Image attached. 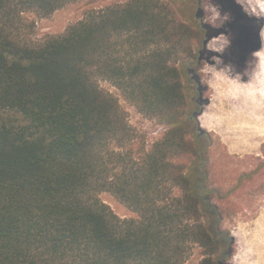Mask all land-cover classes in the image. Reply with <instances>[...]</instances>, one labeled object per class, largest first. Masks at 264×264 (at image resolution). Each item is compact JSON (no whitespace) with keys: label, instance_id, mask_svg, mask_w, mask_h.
I'll return each mask as SVG.
<instances>
[{"label":"trees","instance_id":"1","mask_svg":"<svg viewBox=\"0 0 264 264\" xmlns=\"http://www.w3.org/2000/svg\"><path fill=\"white\" fill-rule=\"evenodd\" d=\"M78 1L0 0V264H187L193 248L197 264H227L233 240L182 81L189 65L205 106L202 0H128L24 39L25 15ZM102 81L162 138L144 148ZM103 193L136 217L121 220Z\"/></svg>","mask_w":264,"mask_h":264},{"label":"rangeland","instance_id":"2","mask_svg":"<svg viewBox=\"0 0 264 264\" xmlns=\"http://www.w3.org/2000/svg\"><path fill=\"white\" fill-rule=\"evenodd\" d=\"M127 1L80 0L49 17L27 14L22 29L24 39L39 44L46 38L64 34L90 11ZM232 2L242 16L254 24L258 49L248 61L237 62L235 57L229 60L223 58L226 44L222 38L208 43L206 48L217 56L209 63L203 62L198 70L202 84L207 86L203 94L207 104L199 107L196 103V87L188 65V72L185 69L182 76L187 98L186 117H189L192 126H199L201 131H197L198 134H204V150L200 155L204 153L205 171L208 174L206 185L215 191L211 204L223 212L219 230L227 232L233 240L227 264H264V99L261 100L264 98V0ZM201 3L206 24L220 29L228 18H232L225 11L226 0H202ZM199 48L196 46L195 51ZM256 84L258 89L247 91L239 99L234 98L236 89ZM100 87L118 100L133 136L144 148H149L162 138L165 128L157 119L138 114L108 82H100ZM253 91L260 92L261 103L249 97ZM260 110L262 114L258 113ZM252 113H256L254 116L258 119L254 120ZM184 163H187V159H184ZM220 197L224 200L220 201ZM100 200L121 220L136 217L108 193L101 194ZM200 260V250L193 248L187 264H197Z\"/></svg>","mask_w":264,"mask_h":264},{"label":"flooded vegetation","instance_id":"3","mask_svg":"<svg viewBox=\"0 0 264 264\" xmlns=\"http://www.w3.org/2000/svg\"><path fill=\"white\" fill-rule=\"evenodd\" d=\"M199 11L196 15H201L197 20L199 27L198 29L203 31V39L205 42L204 50L203 44L201 49L196 50L198 61L201 63H209L211 59L217 56L214 52L206 48L207 44L213 40L222 38L226 46L224 48L225 60L235 57L237 62L248 61L249 57L254 54V51L258 49L257 37L255 36L254 24L248 22V19L243 17L239 9L235 6L232 0H226L225 11L232 15V18L228 20L221 26L220 29L213 27L210 24L204 23L205 12L202 8V3L199 6ZM251 24V26H247ZM199 63V62H198ZM192 75V74H191ZM193 77V76H192ZM196 103L199 107H202L199 102V98L196 99Z\"/></svg>","mask_w":264,"mask_h":264},{"label":"bare ground","instance_id":"4","mask_svg":"<svg viewBox=\"0 0 264 264\" xmlns=\"http://www.w3.org/2000/svg\"><path fill=\"white\" fill-rule=\"evenodd\" d=\"M260 54V53H259ZM258 54V55H259ZM264 55V54H263ZM260 73V72H259ZM261 80H262V78H261ZM253 82V81H252ZM238 84H240V83H238ZM263 85V84H262ZM257 86V84L256 85H248V86H243L242 88H240V89H236L237 90V92L235 93V96H234V98L235 99H239L240 97H241V95L243 94V95H245V93L247 92V91H249V90H256V89H258V87H256ZM262 88V87H261ZM264 90V89H263ZM250 92V91H249ZM227 93V92H226ZM259 93L260 92H255V91H253L252 93H250V95H249V97L253 100H257L258 102H259V100L261 99L260 98V95H259ZM262 94V93H261ZM218 96V95H217ZM232 99V98H231ZM264 98H262L261 100H263ZM233 100V99H232ZM260 100V101H261ZM231 101V100H230ZM256 101V102H257ZM255 102V101H254ZM255 102V103H256ZM264 102V101H263ZM255 103H253L254 105H255ZM259 103H261V102H259ZM259 103L257 104V105H259ZM252 105V104H251ZM256 105V106H257ZM261 106H262V104H261ZM259 107V106H258ZM256 108V107H255ZM261 108H263V107H261ZM253 110V109H252ZM259 110V109H258ZM255 112V111H254ZM257 112V111H256ZM239 113H240V111H239ZM246 113V112H245ZM258 113H261V110H260V112H258ZM263 113V112H262ZM261 113V114H262ZM253 115H251L252 117L254 116V114H256V113H252ZM258 115H260V114H258ZM257 115V116H258ZM255 117V116H254ZM261 117V116H260ZM208 118V117H207ZM206 119V118H205ZM256 119H258V118H256L255 117V119L254 120H256ZM262 119H264V118H262ZM206 121V120H205ZM213 122V121H212ZM259 122H260V120H259ZM207 123V122H206ZM208 124H209V122H208ZM211 124V123H210ZM202 125H204V124H202ZM204 127V126H203ZM260 132V131H259ZM262 132V131H261ZM256 135V134H255ZM259 137V136H258ZM261 138V137H260Z\"/></svg>","mask_w":264,"mask_h":264}]
</instances>
